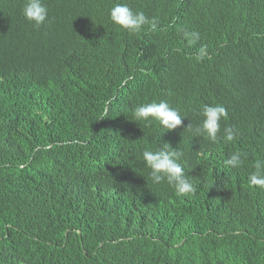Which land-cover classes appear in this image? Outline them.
Listing matches in <instances>:
<instances>
[{"label": "trees", "instance_id": "trees-1", "mask_svg": "<svg viewBox=\"0 0 264 264\" xmlns=\"http://www.w3.org/2000/svg\"><path fill=\"white\" fill-rule=\"evenodd\" d=\"M25 2L0 0V264H264V0H44L42 26ZM118 3L148 17L139 34ZM160 101L183 126L134 119ZM217 104L216 142L185 130ZM164 143L194 194L152 182L142 153Z\"/></svg>", "mask_w": 264, "mask_h": 264}, {"label": "clouds", "instance_id": "clouds-1", "mask_svg": "<svg viewBox=\"0 0 264 264\" xmlns=\"http://www.w3.org/2000/svg\"><path fill=\"white\" fill-rule=\"evenodd\" d=\"M22 14L30 23L42 26L47 22L49 12L44 0H26ZM109 15L113 24L132 34H139L149 23L143 11H134L124 3L115 4L110 9ZM152 27L155 29L154 23ZM183 36L192 44L200 38L199 33L188 30L183 31ZM205 58H207V48L202 46L198 49L196 59ZM202 116L203 121L200 126L193 129L190 123L185 130H192L196 136L206 134L208 139L216 142L218 134L221 133V121L227 119L228 116L226 108L218 104L203 105ZM133 117L136 121L156 120L167 131L183 126L185 120L181 113L172 108L167 101L140 104L135 107ZM238 134V130L231 127L223 129L225 141H233ZM183 156L184 153L180 148H173L169 143H164L159 150L146 149L142 153L143 162L150 169V178L154 184L167 182L174 187L178 196H188L194 194L196 189L180 163ZM245 160L246 154L237 151L232 153L225 163L232 168L239 169L244 165ZM249 182L254 186L264 188V161L256 162L255 170L249 175Z\"/></svg>", "mask_w": 264, "mask_h": 264}]
</instances>
